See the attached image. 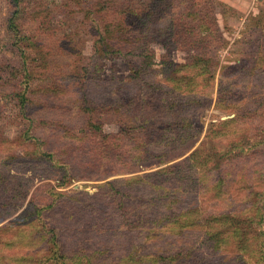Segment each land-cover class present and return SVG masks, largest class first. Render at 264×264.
<instances>
[{
  "label": "trees",
  "instance_id": "16d2710c",
  "mask_svg": "<svg viewBox=\"0 0 264 264\" xmlns=\"http://www.w3.org/2000/svg\"><path fill=\"white\" fill-rule=\"evenodd\" d=\"M132 1L117 3L111 9L106 4L112 0L61 3L64 13L76 20L75 31H86L96 38L97 60L91 63L90 73L83 69L65 79L73 82L72 89L63 95L69 96L70 92L72 96L65 103L76 107L82 118L85 115V124L74 129L61 125L62 119L52 115L61 95L57 78L50 77L38 89L31 86L36 70H49L50 66L47 58H39L41 46L37 41L32 40L31 46L24 42L29 37L22 32L20 11L7 18V33L19 59L4 57L0 61V98L13 100L16 116L26 129L20 130L15 139L18 147L8 152L0 149V209L6 210L9 217L22 209L0 226V264H264V167L252 164L258 150L244 149L247 133L227 137L217 146L214 139L221 138L223 132L212 130L207 135L209 141L205 138L188 153L195 136L190 132L192 125L188 119L177 117L178 107L173 104L178 98L172 92L161 98L159 83L147 80L138 97L123 101L89 97L88 87L99 83L103 62L116 55L138 51L140 59L130 61L134 75L128 79L146 77L154 65L151 43L162 47L163 74L179 72L172 54L181 51L188 54L181 67L208 74L206 84L212 81L209 66L213 57H201L192 51L201 42L207 44L200 35L202 27L216 24L213 0ZM9 2L19 4L18 0ZM56 10L58 7L53 6L44 11L43 18L50 19L47 28L52 35L63 29L58 38L70 43L74 32L66 29V21L52 25ZM76 42L77 63L82 56V42ZM58 71L54 73L62 74ZM229 82L225 76L218 103L222 92H229ZM119 90L106 92L117 95ZM158 101H162V113L168 111L164 121L156 115ZM106 108L127 114L116 133L103 132L99 119L94 117L101 116ZM222 123H244L245 131L256 133L253 147H264L263 131L247 126L241 115ZM60 126L65 131L55 133L53 130ZM3 134L0 127V141H11ZM59 139L64 142L61 146ZM23 144L31 148L26 156L15 153ZM71 146L89 155L84 160L80 156L69 160L83 165L82 174L76 175L71 163L61 156L73 151ZM33 162L50 163L52 169L45 178L39 171L36 179L53 178L57 183L34 186L35 182L22 173L17 174L19 180L15 183L16 174L11 170L16 166V172H31L35 166L28 164ZM150 162L155 170L127 175L133 172V166ZM75 177L107 180L91 193L65 189ZM233 187L242 193L240 200L228 197Z\"/></svg>",
  "mask_w": 264,
  "mask_h": 264
},
{
  "label": "rangeland",
  "instance_id": "374dc122",
  "mask_svg": "<svg viewBox=\"0 0 264 264\" xmlns=\"http://www.w3.org/2000/svg\"><path fill=\"white\" fill-rule=\"evenodd\" d=\"M64 0H18L19 4L13 6L9 0H0V61L4 57L8 58L10 61H17L15 52L13 50L14 46L11 45L10 36L7 33V18L9 15L18 9L19 15L21 14L23 20L22 32L25 36L29 37L24 42L27 45L32 44L33 41H37L41 47V53L39 58L47 60L49 64V70H36V74L33 76V84L31 85L33 89H38L46 85V81L49 78H57L59 81L56 84L60 85L61 95L59 100L56 99L55 106L58 108L53 110L52 115L57 120V118L62 119L61 125H65L67 128L70 127H80L85 124V115L77 113L76 107L72 104H66L65 101L70 100L71 93L69 96L65 95L66 90L72 89L73 82L65 81L66 78H71L76 76L77 73H81L83 69L89 71L91 63L97 60L94 54V38L91 34L84 32L75 31V21L69 18L68 12L64 13L65 7L61 5ZM137 2V0H134ZM125 2H130L133 4L132 0H112L111 3H107V7L110 9L119 4H124ZM213 17L216 24L206 25L202 27L201 37L205 40L200 43L199 48H196L192 53H200L201 57L209 55L213 57L214 62H212L209 69H212V81L206 84L208 80V74H200L196 69H187L181 67V64L185 62V57L188 55L181 51H176L172 54V60L178 64L177 69L179 72L176 73H166L163 74L160 67V54L163 53L162 47L159 44L151 43L150 48L154 49V65L151 71L147 72L146 77H134L133 79H128L133 71L129 69L130 61H137L140 58L137 56L138 51L132 54H127L125 56L116 55L111 59H107L103 63V69L101 70L102 75L97 77L99 83L91 85L88 87L89 97L96 100H111L112 98L123 101L127 97H138L139 90L142 87V83L145 81L153 82L152 84L159 83L160 96L165 98L169 96L172 92L174 96L178 99L174 101V106H177V117H184L188 119V122L192 125L190 132L195 135L192 138V146L190 150H194L196 147L200 146V143L207 138L208 133L212 130L222 131L223 135L221 138L214 139L215 145L219 146L222 141L227 139V137H234L238 135L246 134V146L244 149H252L255 152L258 150L260 152L252 160V164H257L259 167H264V147L257 146L253 147L255 143L256 133L252 131H245L244 123L224 125L222 122L228 118L234 117L238 114L243 117V121L247 122V126L258 127V129L263 131L264 135V0H213ZM53 6H57L55 18H53L52 25H62L64 21L66 24V29L74 32L70 43H62L60 41V36L62 30H59L52 35L51 29L49 30L48 21L50 19L43 18L44 11H50ZM102 15V12L101 14ZM45 24V25H42ZM70 25V28L68 26ZM45 27V28H44ZM51 35L48 36L47 34ZM81 40L82 45V56L80 62L76 63L75 51L79 45L76 41ZM10 43V44H8ZM11 45V47H10ZM27 51L30 52L31 47H28ZM74 49V50H72ZM3 57V58H2ZM15 64V63H13ZM228 69L224 70V67ZM115 67V68H114ZM59 70L62 74L57 75L54 71ZM58 71V72H59ZM90 71L88 72V74ZM134 75V74H133ZM58 76V77H57ZM225 76L228 77L230 81L229 92L227 94L221 95L222 101L218 103V91L224 86ZM127 79V82H122ZM122 80V81H121ZM56 81V80H55ZM178 82L180 84L176 85ZM176 85V86H175ZM81 86V85H80ZM120 88L119 94H110L106 91ZM90 89V91H89ZM107 94V95H106ZM63 98V99H62ZM31 100V98L29 97ZM34 101H37L34 98ZM12 102L10 98H0V127L3 130V137L5 140L11 141H0V149L4 152H8L16 144V137L20 135V130L26 129L25 124L21 122L20 116H16V111L12 107ZM162 101L157 102V118L163 121L167 119L166 114L168 111L160 109ZM258 103V109L255 108ZM163 108V107H162ZM240 110H243L241 112ZM127 114L118 113L117 110L109 111L103 110L101 116L95 115L94 117L99 119L101 130L105 133H116L119 130V122L125 119ZM56 116V117H55ZM225 116L226 119L221 117ZM53 117V116H52ZM240 118V117H239ZM21 119V120H20ZM25 122V121H24ZM240 122V121H239ZM258 125V126H257ZM64 126H60L53 130L55 133L60 134V132L65 131ZM241 129L244 132H241ZM257 131V130H255ZM53 132V133H54ZM177 132V131H175ZM174 132V133H175ZM38 133V132H37ZM43 134L41 136H44ZM40 135V134H39ZM76 135H78L76 133ZM43 139V138H42ZM51 140V138H50ZM52 141V140H51ZM59 145L61 146L64 142L59 139ZM209 141V140H208ZM71 143V142H69ZM73 143V142H72ZM16 148V154H25L31 151L29 146ZM73 151H69L61 156L67 159L68 163L74 168L76 175L78 173L82 174V164L78 162H70L73 157L80 156L82 159L88 158V153L84 151L76 150L74 146H71ZM30 149V150H29ZM59 151V148H57ZM237 149H233L235 153ZM0 155H2L0 153ZM26 156V154H25ZM56 160L62 163V160L56 158ZM77 160V159H75ZM176 159L175 161H177ZM163 163L159 167L165 166L172 163ZM34 165L35 169L26 171L16 172V166L11 170L12 174H16L13 178L15 183L19 180L17 174H21L30 180L35 182V185H39L44 182H51L56 184L57 181L53 178L49 179H36L37 173L42 171L41 177H47L48 171H52L50 163L47 164H37L36 162L29 163L28 165ZM26 167V165H24ZM25 169V168H23ZM156 166L152 162L135 165L132 167L131 173L127 175H132L136 173H144L148 171L155 170ZM109 177L107 179H112ZM104 180H81L76 177L71 179V183L68 188L85 190L89 193L94 192L96 186L103 183ZM42 181V182H41ZM33 186V188H34ZM228 197L230 199L236 198L241 199L242 193L236 187L232 188ZM236 189V190H234ZM22 209L17 210L11 217L18 214ZM8 212L4 209H0V226L3 225L9 218Z\"/></svg>",
  "mask_w": 264,
  "mask_h": 264
},
{
  "label": "water",
  "instance_id": "95a60500",
  "mask_svg": "<svg viewBox=\"0 0 264 264\" xmlns=\"http://www.w3.org/2000/svg\"><path fill=\"white\" fill-rule=\"evenodd\" d=\"M222 119H226V117L225 116H223V117H221Z\"/></svg>",
  "mask_w": 264,
  "mask_h": 264
}]
</instances>
